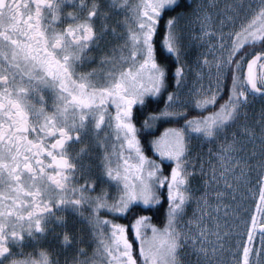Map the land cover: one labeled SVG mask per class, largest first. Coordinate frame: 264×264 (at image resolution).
Wrapping results in <instances>:
<instances>
[{
	"label": "snow or ice",
	"instance_id": "6c2138e0",
	"mask_svg": "<svg viewBox=\"0 0 264 264\" xmlns=\"http://www.w3.org/2000/svg\"><path fill=\"white\" fill-rule=\"evenodd\" d=\"M217 7L0 0V264H264V0Z\"/></svg>",
	"mask_w": 264,
	"mask_h": 264
},
{
	"label": "rangeland",
	"instance_id": "374dc122",
	"mask_svg": "<svg viewBox=\"0 0 264 264\" xmlns=\"http://www.w3.org/2000/svg\"><path fill=\"white\" fill-rule=\"evenodd\" d=\"M213 2H215V4L218 7L215 8V9L207 8L206 9V13L209 14V15H211L212 18L214 20H216L217 23H218L219 17L216 15V13L219 10H223L224 7H225V5L227 3H230L231 0H195V3H203L205 5L211 4ZM195 27H196V29L198 31L200 26H199V24H196ZM115 43L116 42L113 41V45ZM201 50H203V49L197 48L196 45L193 44L192 47L189 50V57H188L189 61L190 62H194L195 61V58H196V55ZM250 58L251 57H249V59ZM261 107H262L261 101L257 98L255 100V102L253 103V105L250 107L249 111L258 114L260 112ZM197 110H199V109H197ZM256 131L258 133L259 132V129H257ZM205 146L206 147L203 148V152L204 153H207L208 145H205ZM196 149L199 152V147H197ZM251 150H252V145L249 144L248 145V151L251 152ZM84 159H85V163H87L88 162V158L87 157H84ZM207 159L208 158L205 155L204 156V160L207 161ZM193 164H194L195 168L197 169V175L192 180V185L194 187H198L199 184H200V176H199V173H198V170H199V167H200V160H199V158L197 156V153L194 154ZM198 195H199V193H198ZM226 202L227 201H225L224 203H226ZM217 203L218 202L213 199L211 201V207L208 209V211L211 213V217L207 221L209 227H213L215 221L212 219V217H215L217 215L220 217V220H219L220 224L223 225L225 223L226 218L224 216V213L226 211H228V209L223 206V203H221L220 208H219V212H217L216 211V205H217ZM195 207H196L195 202H193L192 205H191V207L188 209L189 215H191L192 209H194ZM254 207H255V205H253V208ZM108 218L110 219V217H108ZM87 226H90V225L87 223ZM258 232H259V229L257 228V233ZM91 236H92V233H91L90 230H88V232H87V239H91ZM254 243L256 244L257 247L259 246V236L258 235H257ZM138 251H139V246H138ZM87 252H88V255H89L88 256V258H89V264H107V260L104 257L95 254L96 253V243H91L90 246L87 248Z\"/></svg>",
	"mask_w": 264,
	"mask_h": 264
},
{
	"label": "flooded vegetation",
	"instance_id": "af4514ba",
	"mask_svg": "<svg viewBox=\"0 0 264 264\" xmlns=\"http://www.w3.org/2000/svg\"><path fill=\"white\" fill-rule=\"evenodd\" d=\"M78 2V0H77ZM103 2V0H102ZM71 9H65V11H70ZM66 27V25H63ZM96 57V63L90 64L87 68L88 71H92L94 68L97 69V71H100L101 69L99 68V62L101 59L102 53L96 51L92 53ZM51 104V101H49V105ZM83 145H75L73 149V154L75 152H78L80 148H82ZM85 163V159L83 161ZM83 183V180L80 181ZM61 215H65L66 218L68 219V230H71L72 232L76 233L78 236L83 235L85 239H87V232L88 230L91 231V226H87V221H81L79 217L73 218L71 215L67 213H62ZM87 215V213H85ZM121 222V221H118ZM122 223V222H121ZM82 230V231H81ZM63 231V230H61ZM79 247H84L83 245H80ZM31 251V249H29ZM88 254V252H87ZM89 256V255H88ZM58 258L60 261V264H65V261H67V264H75V261L84 259V257H79L76 254L75 248H68L64 249L63 246H61L60 250L58 251V255L53 257Z\"/></svg>",
	"mask_w": 264,
	"mask_h": 264
},
{
	"label": "trees",
	"instance_id": "16d2710c",
	"mask_svg": "<svg viewBox=\"0 0 264 264\" xmlns=\"http://www.w3.org/2000/svg\"><path fill=\"white\" fill-rule=\"evenodd\" d=\"M225 98H226V97H225ZM221 102H222V101H221ZM200 112H203L204 115H208V113H207V112H204L202 109L195 110V111L193 112V115H197V114L200 113ZM168 123H169V122H161V123L158 125V127H157L156 135H159L160 132H162V131L164 130V128H166V127H172V126H175V125H169ZM181 123H183V121H181ZM204 147H206V146H204ZM197 152H198L197 149H194V151H193V157H194V154L197 153ZM147 154H148V155H151L150 152L147 153ZM121 222L123 223L124 221H121ZM158 226H159V227H163L162 224H160V225H158ZM135 255H136V256L139 255L138 245H135Z\"/></svg>",
	"mask_w": 264,
	"mask_h": 264
},
{
	"label": "water",
	"instance_id": "95a60500",
	"mask_svg": "<svg viewBox=\"0 0 264 264\" xmlns=\"http://www.w3.org/2000/svg\"><path fill=\"white\" fill-rule=\"evenodd\" d=\"M245 67H246V65H245Z\"/></svg>",
	"mask_w": 264,
	"mask_h": 264
}]
</instances>
